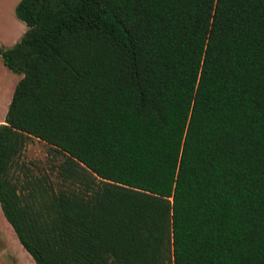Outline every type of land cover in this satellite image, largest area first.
I'll return each instance as SVG.
<instances>
[{
    "label": "trees",
    "instance_id": "16d2710c",
    "mask_svg": "<svg viewBox=\"0 0 264 264\" xmlns=\"http://www.w3.org/2000/svg\"><path fill=\"white\" fill-rule=\"evenodd\" d=\"M14 14L0 209L35 264H264V0ZM32 138L58 183L13 173Z\"/></svg>",
    "mask_w": 264,
    "mask_h": 264
},
{
    "label": "crops",
    "instance_id": "0c3cea01",
    "mask_svg": "<svg viewBox=\"0 0 264 264\" xmlns=\"http://www.w3.org/2000/svg\"><path fill=\"white\" fill-rule=\"evenodd\" d=\"M19 0H0V45L7 48L17 42L25 31L24 22L14 14V7ZM3 67V63H0ZM5 67V66H4ZM6 68V67H5ZM7 69V68H6ZM8 70V69H7ZM16 77L14 83L19 79ZM14 84L0 86V105L5 113ZM4 115V114H3ZM3 120V119H2ZM0 264H35L16 238L11 226L5 220L0 209Z\"/></svg>",
    "mask_w": 264,
    "mask_h": 264
},
{
    "label": "rangeland",
    "instance_id": "374dc122",
    "mask_svg": "<svg viewBox=\"0 0 264 264\" xmlns=\"http://www.w3.org/2000/svg\"><path fill=\"white\" fill-rule=\"evenodd\" d=\"M0 63L1 59H0ZM19 74L13 73L7 70L4 66L0 64V86H11L14 83L16 77ZM8 100V99H7ZM0 105V123L3 119V108L6 104ZM59 161L58 157L55 156L54 152L50 149V146L45 142L32 138L24 145L21 154L19 156V163L22 165L19 168L14 167L13 173L22 179L23 173L26 175H32L39 179L44 177L47 179L48 183L54 184L59 182L56 176V170L53 165H56ZM21 173V174H20ZM22 175V176H21Z\"/></svg>",
    "mask_w": 264,
    "mask_h": 264
}]
</instances>
